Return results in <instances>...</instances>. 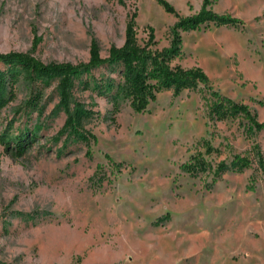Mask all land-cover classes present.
Wrapping results in <instances>:
<instances>
[{
    "label": "rangeland",
    "instance_id": "obj_1",
    "mask_svg": "<svg viewBox=\"0 0 264 264\" xmlns=\"http://www.w3.org/2000/svg\"><path fill=\"white\" fill-rule=\"evenodd\" d=\"M168 1L183 16L203 2ZM213 9L243 23L182 31L172 65L202 67L214 89L264 121V0ZM135 11L139 40L152 25L153 47L169 46L177 17L157 0H0V53L77 63L95 38L106 56ZM0 69V264H264V128L241 112L218 119L203 84L163 89L144 111L125 99L114 110L113 92L96 86L117 82L120 67L104 65L75 79L89 112L84 138L64 130L58 76ZM198 152L209 167L183 170Z\"/></svg>",
    "mask_w": 264,
    "mask_h": 264
},
{
    "label": "trees",
    "instance_id": "obj_2",
    "mask_svg": "<svg viewBox=\"0 0 264 264\" xmlns=\"http://www.w3.org/2000/svg\"><path fill=\"white\" fill-rule=\"evenodd\" d=\"M168 12L174 13L177 21L171 28L172 38L169 46L154 48L156 44L155 28L148 25V39L140 41L137 36L136 16L131 14L126 25L125 41L122 45L112 44L108 54L103 56L97 39H93L90 45V57L87 61L77 63L63 61L44 62L34 55L21 51L0 53V61L10 65H20L31 76H58L61 104L67 114L64 130L80 134L86 138L83 131L84 120L89 112L82 107V103L75 99L73 87L75 79L83 73H89L93 69L114 65L120 67V78L117 82H101L96 88L100 94L111 90V101L114 110L119 109L122 99L128 100L135 111L146 110L151 100L156 98L159 91L172 89L174 94H179L184 89H196L200 84L208 87L216 98L212 104V113L218 119H224L228 114L241 112L250 120L257 130L264 128V121L258 120L248 104L236 101L213 88L210 78L200 66L185 67L179 63L172 65V60L181 54L182 31L200 28L201 25L215 23L216 25L237 26L243 20L230 12H218L213 9L217 0H203L201 10L197 13L183 16L168 0H157ZM5 71L0 69V88L4 84ZM1 96V95H0ZM86 131V130H85ZM93 138H96L94 134ZM2 142L5 141L0 136ZM21 145V144H20ZM212 151V145L207 143V152ZM260 165L264 171V157L259 156ZM234 162L241 167H249L252 159L247 155L237 154ZM225 163L220 162L216 173H220ZM209 167V162L202 152L193 154L189 160L182 164L186 172L204 171ZM253 188V187H252Z\"/></svg>",
    "mask_w": 264,
    "mask_h": 264
}]
</instances>
